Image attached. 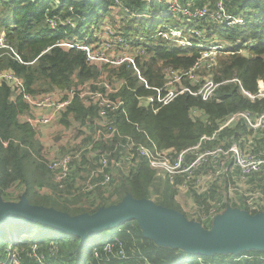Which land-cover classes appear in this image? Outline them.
Instances as JSON below:
<instances>
[{"label":"trees","instance_id":"1","mask_svg":"<svg viewBox=\"0 0 264 264\" xmlns=\"http://www.w3.org/2000/svg\"><path fill=\"white\" fill-rule=\"evenodd\" d=\"M196 1L203 4L209 0ZM127 3L141 9V0H129ZM228 8L235 15H243L246 22L236 26H211L207 23L204 27L208 36L221 39L229 47H235V50L250 40L254 41V45L248 54L234 53V49L222 53L217 66L206 71L212 73L219 84L208 99L183 92L154 112L150 107L139 105L137 96L151 95L153 91L139 83L132 68L90 65L82 51L66 50L55 45L59 38L66 35L50 28L48 15H58L62 19L74 15L86 16L88 19L84 27L92 23L98 25L111 15V0H0V32L6 35L9 44L22 59L20 62L6 53L7 50L0 49V70L14 71L24 80L27 91L32 94L70 89L101 74L125 78L127 83L120 92L124 105L116 114V142H96V148L113 151L118 143H125L126 136L150 148L155 144L160 150L173 148L177 152L192 150L199 143L202 150L210 149L226 138L238 144L240 134L247 130L242 121L233 128L222 130L216 140L201 139L203 136L211 137L219 129L220 123L236 112L264 113V97L252 100L242 94L240 83L233 81L238 78L244 89L253 94L259 92L261 81L264 84V0H232L228 2ZM165 22L173 21L169 16H157L149 20L132 19L124 24L123 29L129 36L151 35L159 24ZM199 51L194 47L180 48L169 42L157 41L138 58V65L151 86H161L165 82V68L190 69L199 57ZM11 94L10 87L0 82V196L4 197L12 186L19 184L24 188L23 194L31 205L51 207L73 216L93 214L101 207L109 206L108 203L101 204L102 200L105 203L108 198L113 200L119 197L122 202L128 195L148 200L155 196L157 205L185 214L175 199L176 184L182 180L179 178L172 184L167 177H157L146 158L139 159L129 173L119 172L109 194L98 198L99 204L74 206L77 199L69 200L58 191L43 155V146L36 138L37 132L29 123L18 119L27 105L21 98L12 99ZM95 115L94 107L86 108L76 99L62 121L69 125L70 118L82 121L92 119ZM194 152L190 151V157L195 156ZM125 153V149L119 147L111 158L119 159ZM230 165L232 161L228 162ZM255 174L260 177L264 171L254 173L252 177ZM229 178L231 174L228 173L227 181ZM254 183L264 189V184ZM42 187L51 189L53 195L41 193L39 189ZM217 195V188L214 187L198 194L197 198L203 202L201 206L209 209V199L217 202L222 200V197L216 199ZM232 205L244 208L251 214L258 213L243 202ZM226 207L228 205L225 203L220 211H225ZM200 221L206 228L211 224L203 217ZM114 237L120 240L121 247L117 243L111 253L100 249L99 256H95L94 250ZM33 244L37 245L35 252H32ZM9 246L18 249L21 264H74L77 256L80 257V264H264V250L207 255L189 252L181 246L160 244L145 234L138 220L108 228L91 236L86 242H82L79 236L42 222L0 225V264H9ZM120 249L124 251V256L119 255Z\"/></svg>","mask_w":264,"mask_h":264},{"label":"built area","instance_id":"2","mask_svg":"<svg viewBox=\"0 0 264 264\" xmlns=\"http://www.w3.org/2000/svg\"><path fill=\"white\" fill-rule=\"evenodd\" d=\"M128 1L111 0L112 14L106 16L98 25L92 23L89 27H84L88 19L86 16L74 15L62 19L58 15H48L47 22L50 28L62 31L66 35L59 38L55 45L66 50L82 51L90 65L132 68L139 83L153 91L151 95L137 96L139 105L150 107L154 112L183 92H190L208 99L219 84L215 82L212 73L209 74L210 72L206 71L217 66L218 57L222 53L235 50V47H229L227 43L217 37L210 38L204 25L207 23L211 26L243 25L246 22L244 16L235 15L229 11L228 2L232 0H209L203 4H198L196 0L186 2L183 0H141V9L129 6ZM70 11L73 12V9ZM157 16H169L173 22L159 24L151 35L129 36L124 32L123 26L129 20H149ZM157 41L169 42L180 48H198L200 55L190 69L165 68L163 70L165 82L161 86H151L142 74L138 58ZM253 45L254 41L250 40L234 53L248 54ZM0 49L7 50L6 53L22 62L19 53L11 47L3 32H0ZM233 81L239 82L242 94L252 100L264 97L262 81L259 83V92L256 94L244 89L238 78H234ZM0 82L6 83L10 87L12 99L21 98L27 105V109L24 111L25 122L29 123L36 132L43 126L60 122L76 99L86 108L94 107L96 109V115L93 118L95 133L88 143L81 148L72 147L56 159H47L48 168L57 183L58 191L63 196L69 195L67 194V184L71 180L74 170H77L76 165L82 167L85 164L84 160H87L86 174L83 179L84 187L81 190H76L75 193L88 194L102 190L104 196L109 194L108 192L114 187L116 181L115 177L117 176L113 168H119L124 173H129L131 167L135 166L141 158H146L150 167L158 175L167 177L172 184L180 178L181 184L176 185L188 189L189 184L193 182V188L200 189L202 183H206L202 192H199L201 194L208 192L211 188L226 184L227 175L231 174L228 166L229 161H232L233 165L239 169L240 175L244 179L250 178L254 173L264 171V145L262 149L259 146L261 143L254 144V149L250 151L242 147L240 142L237 144L228 138L210 149L202 150L199 143L192 150L177 152L173 148L160 150L155 144H152L153 148H150L142 143H136L126 136L124 137L125 143H118L113 151L102 148H96V150L94 148L96 142H116L118 136L116 114L124 105L120 92L127 83L125 78L101 74L97 78L88 79L70 89H55L51 92L36 94L28 92L24 80L12 70H0ZM194 113L199 115L196 110ZM240 121L244 122L247 130L253 134L264 131V113L239 111L224 119L220 123L219 129L211 137L203 136L201 140H216L222 130L233 128ZM119 147H123L126 153L119 159L110 158ZM190 151H195L194 157H190ZM124 162L128 167L127 171L123 169ZM205 165L211 168V174L207 178L196 177V172ZM237 190V186L229 187V192L232 194ZM246 197V200L241 198V201L247 204L251 210L258 212V209L261 208L264 212V192L256 189L247 193ZM238 201L239 199H235L233 202L238 203ZM225 202L223 199L219 202L215 201L213 206L216 208L211 209L212 211L203 219L213 221ZM117 243L121 247L117 237L107 241L101 248L94 250L95 256H99L100 249L111 253ZM32 248V252H35L37 245L33 244ZM17 250L16 247L11 246L7 249L9 264H21ZM119 255L124 256L122 249L119 250Z\"/></svg>","mask_w":264,"mask_h":264},{"label":"water","instance_id":"3","mask_svg":"<svg viewBox=\"0 0 264 264\" xmlns=\"http://www.w3.org/2000/svg\"><path fill=\"white\" fill-rule=\"evenodd\" d=\"M216 218L217 223L206 228L179 211L131 195L93 214L74 216L51 207L31 205L25 194L18 202H6L0 196V225L42 222L79 236L82 242L108 228L138 220L145 234L160 244L181 246L196 254L264 250V212L251 214L230 206Z\"/></svg>","mask_w":264,"mask_h":264},{"label":"rangeland","instance_id":"4","mask_svg":"<svg viewBox=\"0 0 264 264\" xmlns=\"http://www.w3.org/2000/svg\"><path fill=\"white\" fill-rule=\"evenodd\" d=\"M210 1H214V0H210ZM111 14H112V12H111ZM209 74H211V73H209ZM245 132L243 134H240V137H239V140H238V142H240L242 147L252 151L254 149V147H255L254 144L262 143L261 145H259L261 147L264 145V131L257 132L256 134H253L251 131H248V130H246ZM225 143H227V142H225ZM94 148L96 149V145L94 146ZM262 149H263V147H262ZM69 150H70V148L67 149L66 151H64V153H62V154H60L58 156H52V157L48 158V160L56 159L59 156H61V155L65 154L66 152H68ZM256 150L259 151V149H256ZM110 158H111V156H110ZM83 163H85V164H83L82 167H79V165L77 164L76 168L80 172H83V174L85 175L86 174V163H87V160H84ZM81 164H82V162H81ZM123 166H124L123 169L127 171L128 167L126 166L125 162H124ZM113 169H114V172L116 173V176H118L119 172H123V170L119 169V168H113ZM230 170H231V178L228 179L229 182L226 181L225 182L226 184H222L221 186H216L217 194H218L216 199L222 197V199L226 201L225 203L228 205V207H230V206L234 207L232 204L235 205V203H237V202H233L235 199L236 200L239 199L237 204H242L241 198H243V200H246V198H247L246 194L250 193V191L256 190L257 188L261 192H264V189H260L258 187V184L252 185V183H254V182H258L260 184H263V182H264V174H262L260 177H259V174H255L253 177L251 176L248 179H244V178L241 177L239 169L236 166H234L233 163H232V165H230ZM155 173H156L157 177L166 179L164 177V175H158L156 171H155ZM210 174H211V168L209 166H205L201 170L196 172L195 176L196 177H200V178H207ZM115 178H117V177H115ZM191 181H192V179L190 180V182ZM204 181H205V179H204ZM84 182L85 181H81V183H79L77 185V188L79 190L83 189ZM181 182H180V184H181ZM180 186L181 185H176L177 193H176L175 199L181 205L182 210L184 211L185 215L190 220L198 221L199 223H202L200 221L201 218L205 217L208 213H210L212 211L211 209L216 208L215 206H213V204H214V202L216 200L209 199L208 203L210 204V208L207 209V208H204L203 206H201L203 204V202H201L197 198L198 193L202 192L201 190H202V188L204 186H206V183H202V186L200 187V189L193 188V186H194L193 182L189 184L188 189L183 187V186H181V187ZM234 186H237L238 190L234 194H232L231 192H229V187L232 188ZM254 186H256V187H254ZM110 188H111V186L109 187V189ZM19 194H21L20 190L18 191V195ZM199 194H201V193H199ZM103 196H104V194H103ZM154 199H155V196L151 200L155 201ZM105 201L106 202L104 203V200H102L101 204L103 205V204L108 203V205L111 206V205H115V204L120 203L119 197H117L116 199H113V200L108 198L107 200L105 199ZM86 205H90V203L87 202ZM234 208H238V207L236 206ZM226 209H227V207H226ZM243 210H245V209L243 208ZM258 212H263V210L260 208V209H258ZM219 213H221L220 210H219ZM218 218H216L214 221H211L210 222L211 224H210V226H208V228L213 227L214 222L217 223ZM204 225L205 224H203V226ZM66 243H68V242H66ZM66 255H68V254H66ZM68 260H69V258L67 259V261ZM74 264H80V257L79 256L76 257Z\"/></svg>","mask_w":264,"mask_h":264},{"label":"crops","instance_id":"5","mask_svg":"<svg viewBox=\"0 0 264 264\" xmlns=\"http://www.w3.org/2000/svg\"><path fill=\"white\" fill-rule=\"evenodd\" d=\"M18 119L20 122H25L26 114L23 112L18 116ZM94 133L95 127L93 126V118L90 120L85 119L82 121L70 118L69 125L64 124L61 120L60 122H55L51 125L41 127L36 134V138H38L43 146L44 157L48 159L52 156H58L64 153V151L69 148L83 147L88 143V140ZM83 179V172H80L78 169L74 170L73 176L69 181L67 187V194H69V196L64 197H67L69 200L73 201L77 199L74 206L78 207H87V202H89L90 204L94 203L95 205L99 204V199H101V195L103 196L104 194L103 191L101 193L99 192L101 190H97L94 193L88 194L75 193L76 190H78L77 185L81 183ZM253 185H256V183H254ZM19 190L21 194L18 195ZM23 191L24 188L21 185L15 184L6 192V195L2 198L6 202H18L23 195ZM39 191L41 193L49 195H53L54 193L51 189L46 187L40 188ZM220 212L222 213L223 211Z\"/></svg>","mask_w":264,"mask_h":264},{"label":"bare ground","instance_id":"6","mask_svg":"<svg viewBox=\"0 0 264 264\" xmlns=\"http://www.w3.org/2000/svg\"><path fill=\"white\" fill-rule=\"evenodd\" d=\"M223 213V212H222ZM219 215V214H218Z\"/></svg>","mask_w":264,"mask_h":264}]
</instances>
